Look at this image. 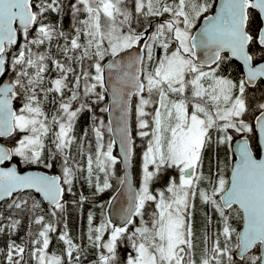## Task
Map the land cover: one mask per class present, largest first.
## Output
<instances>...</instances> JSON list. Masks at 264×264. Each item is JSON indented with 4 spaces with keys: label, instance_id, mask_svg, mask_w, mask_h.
<instances>
[{
    "label": "snow or ice",
    "instance_id": "1",
    "mask_svg": "<svg viewBox=\"0 0 264 264\" xmlns=\"http://www.w3.org/2000/svg\"><path fill=\"white\" fill-rule=\"evenodd\" d=\"M0 264H264V0H0Z\"/></svg>",
    "mask_w": 264,
    "mask_h": 264
},
{
    "label": "trees",
    "instance_id": "2",
    "mask_svg": "<svg viewBox=\"0 0 264 264\" xmlns=\"http://www.w3.org/2000/svg\"><path fill=\"white\" fill-rule=\"evenodd\" d=\"M108 198V196H107V194L105 195V197H104V199H107Z\"/></svg>",
    "mask_w": 264,
    "mask_h": 264
}]
</instances>
